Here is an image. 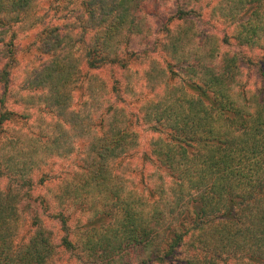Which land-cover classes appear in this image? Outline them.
<instances>
[{
    "label": "trees",
    "instance_id": "obj_1",
    "mask_svg": "<svg viewBox=\"0 0 264 264\" xmlns=\"http://www.w3.org/2000/svg\"><path fill=\"white\" fill-rule=\"evenodd\" d=\"M42 1L0 0V175L10 182L0 190V264H70L72 258L81 264H124L125 258H132L130 264H171L191 237L197 253L179 264H264V82L249 88L243 60L220 52L212 37L190 65L184 46L194 36L188 29L173 35L166 50L189 79L170 88L165 73H146L151 85L141 111L155 138L141 159L159 174L134 179L138 170L125 166L140 151V135L123 125L118 100L110 106L111 99L96 102L91 85L86 91L93 108L86 102L85 117L71 109L72 90L85 79L74 53L81 41H74L72 26L63 32L46 25L35 33L27 46L41 39L43 66L15 86L21 47L14 38L7 42L8 29L21 23L33 28L38 20L32 13ZM146 1H81L87 24L81 36L93 34L83 56L90 70L128 68L124 39L152 34L146 26L150 14L142 10ZM263 4L219 0L212 13L232 20L233 37L253 49L264 39ZM191 12L176 4V19ZM16 97L25 102L23 111ZM34 100L40 106H31ZM43 104L55 122L52 134L33 121L32 112L36 117ZM70 136L87 141L82 180L75 186L65 180L55 193L35 196L52 183L43 168L70 151ZM89 197L104 206L81 210L86 218L67 207ZM28 209L23 231L18 223ZM46 221L59 224V238Z\"/></svg>",
    "mask_w": 264,
    "mask_h": 264
},
{
    "label": "rangeland",
    "instance_id": "obj_2",
    "mask_svg": "<svg viewBox=\"0 0 264 264\" xmlns=\"http://www.w3.org/2000/svg\"><path fill=\"white\" fill-rule=\"evenodd\" d=\"M81 1L82 0H43L32 13V20H38L33 28L25 23H21L8 29L6 36L7 42H10L14 38L16 44L21 47L20 62L17 68L13 71V74L16 75L14 84L16 87L23 86L28 78L27 72L43 66L42 61L45 60V57L43 51L39 47L42 44L41 39L38 38L35 43L27 46L28 43L34 39L35 33L46 25H50L52 28L61 29L63 32H66L68 29L64 30L65 27L72 26L71 29L75 32L74 41L77 39H80L81 41L77 44L74 53L75 58H77L78 61H81V76H84L85 79H82L81 84L77 83V86L72 90L70 102L71 109L76 110L79 113L81 112L82 114L80 117H85L86 112L88 111L85 106V104H87L86 102L89 103L90 109L93 108L91 102L94 98L90 96L88 90L86 91L91 85L95 86L94 88L97 90L96 102L111 99V101L107 103V105L110 106L113 103H117L115 100H118V105L121 106V108L123 107V110L125 111V115L123 119H121L123 125L125 123V126L127 127V124H130L140 135V151L130 157L125 166L129 167V170L135 168L138 170L136 174L134 173V179L136 178L137 180H140L141 176H145V179L150 181L148 178L151 177L156 170L155 166L149 161L143 163L144 160L141 159L143 153H149V142L151 139L155 138V135L150 131L148 125L143 122L141 111V102L144 100H140L144 99L143 96L149 93L148 85H151L148 83L146 73L155 71L165 73L170 88L179 87L185 79H189V75L186 74L185 69L180 65V62L178 64L174 56L166 50V45L169 43L173 35H176L182 30L188 29L190 34L194 36L191 38L190 43L184 46L186 53L190 56V65H192V62L194 61L193 54H198V52L202 50L200 47L208 42L207 39L210 40V37H212L214 40L213 44H216V46L220 48V52L232 51L241 58V61L243 60L241 66L245 71L244 81L249 88L258 86L262 88L263 86L262 84L264 80L261 76V72H264V39L260 40L261 43L258 45V48L252 49L250 46L240 45L233 37L234 29L232 20L220 19L216 14L214 15V13H212V10H214L213 8H215L219 0H147L145 2L146 6H144V4L142 10L143 14H146L145 16L150 14L146 26L151 28L152 34L144 31L142 36L129 34L124 39L125 43L122 48L124 52L129 53L127 56L129 62L128 68L124 69L121 66L109 65L97 71L90 70L83 57L85 54V46L89 43L90 36H93V34L91 33V35L85 34L81 36L84 26H87L85 15L81 12ZM176 4H179L181 8L183 7L188 11L192 10L186 20L176 19ZM261 6L263 7L261 10H263L264 4ZM80 15L81 19L78 17ZM72 24H75L74 26L79 28H73L74 26ZM15 33L16 37L13 36ZM137 54H141L143 57L137 59ZM2 63L3 62L0 59V65ZM114 89H117V91ZM17 99L18 97L15 98V100ZM119 99L122 103H120ZM11 100V102H13L14 98ZM18 100L23 102V107H19V109L23 111L26 108L25 102L20 99ZM37 101L38 100H34V103H32L33 105H30L40 106L36 105ZM27 106L29 107V105ZM37 109L38 112L36 113V117L35 113L32 112L34 115L33 121L37 119V123L42 126L43 131L45 132L44 134H52L53 129H50L49 125H54L55 122L52 123V115L49 113L50 110L46 109L45 104L41 107H37ZM33 129H35L34 132L37 131L36 128ZM48 131L50 132L47 133ZM48 138L49 136H44L41 140L44 145L48 142ZM70 138V151L65 153V156L63 157H55L51 159L45 168H43L44 172L49 173L50 178H52V183L45 187H39L35 196H38L39 194L47 195L55 193L51 191H57L60 189L61 186H63V183L66 182L65 180L69 181L73 186L82 180L81 174L83 172L81 166L84 164L83 158L87 155H85L87 141H85L86 139H84V137L74 138L73 136H70ZM154 174H159V172L156 171ZM9 183L10 182L6 177L0 175V190L5 191L7 186H9ZM76 189L77 186L74 187L73 190ZM44 205L46 206V204ZM93 206L103 208L104 202L89 197L76 204L69 203L67 207H69L71 212L77 213L78 217L81 216V218H86L84 214L81 213V210H90ZM42 210L43 206H39V211L42 212ZM29 213L30 209L25 211L23 213L22 221L18 223L23 231L28 228L29 218L27 220V216H29ZM46 224L48 227H53L58 234L57 238L62 235V233L59 232L58 223L47 222ZM190 244L194 245V248ZM196 248H198V243L194 242V238L191 237L187 239L186 246L176 252L173 260L174 262L171 264L185 262L190 256H192V254L195 252L197 253ZM77 254V258H81L80 252ZM131 262L132 258H125L124 264H130ZM70 264L81 263H77L76 258H72Z\"/></svg>",
    "mask_w": 264,
    "mask_h": 264
}]
</instances>
